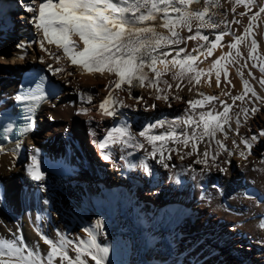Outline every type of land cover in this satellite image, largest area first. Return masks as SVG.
<instances>
[{"label": "bare ground", "instance_id": "6f19581e", "mask_svg": "<svg viewBox=\"0 0 264 264\" xmlns=\"http://www.w3.org/2000/svg\"><path fill=\"white\" fill-rule=\"evenodd\" d=\"M6 1L0 0V113L9 109L15 112L17 87L23 75L40 74L48 91L31 107L27 127L18 136L0 142V240L27 245L33 255L27 257L23 249L21 255L27 258L28 264L34 261L47 264L51 249L44 237L73 258L76 252L71 241L80 243L81 248L91 247L88 242L94 241L95 246L109 249L108 264H264V136L258 141L250 140L253 134L264 130V84L261 83L264 81V71H261L264 68V13L259 12L264 0L186 3L192 13H203L205 9L207 13L203 21L192 20L191 30L176 25L174 30L182 41L160 49L171 52L165 63H157V71L162 74L158 86L165 89L161 95L167 94V101L156 100V87H149L147 81L144 87H132L129 95L128 85L115 89V74L89 72L80 65H72L63 50L54 44L45 43L47 51L41 50L42 33L30 22L36 13L25 11L23 4L27 0H19L21 5L15 0H8V5ZM40 2L36 0L37 9ZM173 3L185 8L179 0ZM12 10L18 11L19 23L15 25L18 30L8 35L1 26L2 20H9ZM178 15L170 13L173 19ZM160 16L163 14L156 13L155 20L140 26L153 27L156 33L171 37L169 30L162 26ZM234 20L240 23L235 24ZM250 21L252 29L245 34ZM198 32L208 36L211 42H215L217 34H228L223 35L209 55L211 44L200 40ZM237 36L245 39L236 48H229L236 43ZM72 39L79 41L78 37ZM18 44L25 47L18 49ZM181 49L184 51L178 57L176 53ZM237 51L240 56L236 55ZM188 55L196 57L194 70L179 76L181 70L172 61ZM217 60L220 63L214 68ZM49 66L62 71L53 74ZM217 68L221 70L219 85ZM145 71L149 79H156L150 68L146 67ZM197 71L201 73L199 77H196ZM174 74L177 79H173ZM189 77L193 79L189 81ZM164 80L172 85L171 89L165 87ZM245 81L244 100L232 105V97L245 93ZM110 94L114 100L130 107L110 103L107 108L115 109L116 115H106L99 105ZM209 96L217 99L205 101V107L195 112L222 113V102L232 105L228 113L231 119L224 125L228 138L225 140L221 132L216 133L215 139L204 137L191 156L185 155L191 151V141L187 148L171 141L157 142V155L153 159L152 145L138 135L139 131L145 125L163 120L168 122L165 127L152 129V134H162L169 130L168 124L173 118H178L181 123L177 131L191 136L193 129L182 123L192 113L187 101ZM132 97L143 99L137 102ZM153 104L155 108L151 107ZM253 107L256 111H249L245 118L242 109ZM237 113H240L239 135L236 134ZM79 122L86 126L98 156L84 143ZM126 127L134 134L131 143L143 144L142 149L124 144L127 135L119 137L117 133H113L107 148H100L98 142L107 137L108 130ZM197 131L202 132V126ZM52 137L57 138V144L50 142ZM117 139L121 142L117 143ZM244 139L252 143L250 151L242 143ZM44 140L48 143L44 144ZM216 140L223 141L233 154L218 147ZM206 147L207 165L195 163L198 157L205 159L202 153ZM161 151L165 157L163 163L157 162ZM21 153L25 155L22 163ZM216 153L219 155L213 163ZM105 154L110 155L109 160H105ZM33 155L40 160L45 174L39 182L27 173L26 166ZM129 155L131 161L126 165ZM142 162L151 167V175L144 171ZM165 163L169 166L165 167ZM216 165L227 171L220 172ZM249 187L253 193L246 192ZM166 205H174V212H167ZM197 216L200 222L196 221ZM99 222L102 227H98ZM4 259H8L7 249H4ZM84 259L87 264H95L90 257ZM53 264H61L59 254L53 258Z\"/></svg>", "mask_w": 264, "mask_h": 264}, {"label": "snow or ice", "instance_id": "6c2138e0", "mask_svg": "<svg viewBox=\"0 0 264 264\" xmlns=\"http://www.w3.org/2000/svg\"><path fill=\"white\" fill-rule=\"evenodd\" d=\"M180 4H184L185 8L177 7L174 5L173 0H41L37 7L36 0H27L23 4L25 11L30 13H36L30 17V22L34 25L37 32L42 33V38L39 40L41 50L47 51L45 43L52 45L54 44L58 49L63 50V55L71 61L72 65H80L86 71H99L103 74L107 71L110 74H115L117 79L114 82L115 89H121L122 85H128L129 95H131L130 89L134 86L144 87L145 82H148L149 87H156L157 95L156 100L163 99L168 100V95H161L165 91L164 88H160L158 85L161 83L159 78L161 72L157 71V63H165V59L171 55L169 51H160L161 48L167 47L170 44H179L182 41L179 33L174 30L176 25L187 27L191 30L192 20L198 18L201 21L204 20L207 9L203 13H192L187 10L186 3H190L191 0H179ZM198 2V0H197ZM242 2V0H241ZM163 6V7H161ZM141 9H148L147 12L141 11ZM259 12L264 13V7L259 9ZM139 13V15H137ZM156 13H162L163 24L162 26L167 28L171 33V37L156 33L153 27L140 26L145 21L155 20ZM170 13L179 14L177 18L173 19L170 17ZM240 15H244L241 13ZM255 17H253L254 19ZM233 23L239 24L240 21L234 20ZM252 29V22H249V27L245 29V34L250 32ZM228 33H220L215 36V42L209 41V37L202 35L199 32L200 40L207 41L211 44L209 49V55H211V49L217 47V44L222 40L223 35ZM78 37L79 41L72 39ZM196 37H189V39H195ZM245 36H237L236 43L230 44L229 48H236L238 43L243 42ZM30 42V43H34ZM82 42L83 47H80ZM252 51L256 50V42H252ZM25 45L18 44L17 48H24ZM203 47V46H201ZM184 50L181 49L176 55L179 57ZM198 51V49H193ZM230 55V54H229ZM240 56L239 51L236 53ZM22 58V57H21ZM253 57L249 55V59ZM223 59V57H221ZM59 62L60 57H56ZM196 57L192 55L186 56L184 59H173L172 64L178 65L180 68L179 76H183L185 71L192 72L194 70L193 65ZM40 62L43 63V58H40ZM220 60H217L213 67L215 68ZM257 65H253L256 67ZM150 68L151 72L155 74L156 79H149L148 73L145 68ZM49 71L55 74L56 72L62 71V69H53L49 66ZM264 71V68H261ZM221 70H216V81L217 85L220 82ZM71 75V73H69ZM201 73L196 72V77H199ZM249 75H252L249 72ZM173 79H177V74L173 75ZM193 77H189L191 81ZM137 82V83H134ZM167 89H171L172 85L167 80L162 81ZM199 83V79H197ZM264 84V81H261ZM246 91L240 96L232 97V105L237 100L243 101L244 96L247 94V81H245ZM179 87V85H177ZM191 90V89H189ZM252 96H256L253 91ZM137 102H140L143 97H132ZM180 99V97H174ZM17 99L23 101L25 97L17 96ZM90 99V98H89ZM217 99L214 96L205 97L203 100H189L187 104L189 109L192 110L191 114H188L182 123L193 129L191 136L186 133L178 132L177 129L180 127V121L178 118H173V121L168 124L169 130L162 134H152V129L157 127H165L166 121H157L149 125H145L142 130L139 131L138 135L144 137L149 144L152 145V152L150 155L155 159L157 155V142L171 141L174 144H182L185 148L189 146L191 141V151L185 153V155L191 156L197 152V145L203 141L204 137L215 139L216 133H224V139L228 138L227 132L225 131L224 125L228 124L231 117L228 115L232 105L222 102L223 112L215 113L210 110L209 112L196 113L197 108L205 107V101L211 102ZM257 99H259L257 97ZM119 104L122 107H130L129 105L123 104L122 101L114 100L111 94L108 98L99 105L100 109L104 110L108 116H115L116 110H108L107 106L110 104ZM169 106H171L169 104ZM155 108L156 105H151ZM147 110V108L145 109ZM187 111V110H186ZM245 118L249 111L255 112L256 109H242ZM236 119V134L239 135L240 126V113H237ZM198 116V119L194 117ZM202 126V132H198ZM34 127V125H33ZM231 130V125H229ZM113 133L119 134V137L127 135L128 139L123 141L124 144H128L131 147L143 148V144L135 143L131 141L134 138V134L129 128H112L108 130L107 137L102 141L98 142L101 149H105L109 145V140L113 138ZM260 136H264V130H261L259 134H253L250 138L251 141H258ZM249 139H244L242 143L250 151L252 143ZM117 143L121 141L116 140ZM218 147L228 151L229 155H232L227 146L221 140H216ZM236 144V141H233ZM174 149H169V152ZM219 153L213 155L212 160L215 163L216 157ZM243 155V153H241ZM205 158L203 161L198 157L195 163H204L207 165L208 148L206 147L202 153ZM105 160L110 159L109 154H105ZM170 158V157H169ZM181 159L184 157L181 156ZM164 152H160L159 163L164 162ZM225 163H231L225 161ZM144 171L148 174H152V169L147 163L141 165ZM168 167V164H164ZM27 173L33 181H41L45 178V174L41 169L40 160L36 155L31 157V162L27 164ZM220 172L224 173L227 171L226 168L216 165ZM193 171H195L193 169ZM102 222L98 223V227H102ZM88 231V229H85ZM45 243L50 245V253L47 256V264H53V258L59 254L61 264H87L84 257H90L95 264H108V253L107 247H97L94 241H89L91 247L81 248L80 243L73 240L71 245L74 247L76 255L70 257L66 250L62 251L56 243H53L47 237H44ZM4 249H7L8 259H4ZM22 249L27 251V257H31L33 253L27 249V245L17 246L12 242H5L0 240V264H28L26 257L21 255ZM15 253V257H13ZM33 264H42V261H34Z\"/></svg>", "mask_w": 264, "mask_h": 264}, {"label": "rangeland", "instance_id": "374dc122", "mask_svg": "<svg viewBox=\"0 0 264 264\" xmlns=\"http://www.w3.org/2000/svg\"><path fill=\"white\" fill-rule=\"evenodd\" d=\"M15 1H16V4L21 5L20 2H19V0H15ZM8 2H9V1L7 0L6 3L9 5L10 3H8ZM20 7H22V6H20ZM17 12H18V11H16V10H12V11H11V15H10V17H9V20H7V19L4 20V21L2 20V26H1V28H2V30H3L4 33H6V34H8V35H14V34L16 33V30H18V27L15 26L16 24L19 23V22H18V19H16V14H17ZM10 31H11V32H10ZM38 65H41V64H38ZM41 66H43V65H41ZM56 82H57V81H56ZM60 86H61V85H60ZM61 87H62V86H61ZM79 123H80V122H79ZM82 124H83V123H80V125H81L82 127H80V125H79V127H80V134H81V137L83 138L84 143L87 142L88 145L91 146V147L93 148V150L95 151L94 147L92 146V145H93V142H91L89 132H88L86 126L83 127ZM82 135H83V136H82ZM50 142H52L53 144H57V138L52 137L51 140H50ZM43 143H44V144H47V143H48V140H44ZM95 152H96V151H95ZM97 154H98V152H96V156H98ZM19 157H20L19 159H20V161H21V163H22V162L24 161V158H25L24 153H21ZM217 182H218V181H217ZM141 195H142V194H141ZM196 221H199V222L201 221V220H200V216H197ZM244 238H245V237H244ZM246 253H247V256H248L249 258H251V254H249V251H248V250H246ZM221 264H222V263H221Z\"/></svg>", "mask_w": 264, "mask_h": 264}, {"label": "water", "instance_id": "95a60500", "mask_svg": "<svg viewBox=\"0 0 264 264\" xmlns=\"http://www.w3.org/2000/svg\"><path fill=\"white\" fill-rule=\"evenodd\" d=\"M195 1H196V0H195ZM162 17H163V16H160L159 19L162 20Z\"/></svg>", "mask_w": 264, "mask_h": 264}]
</instances>
